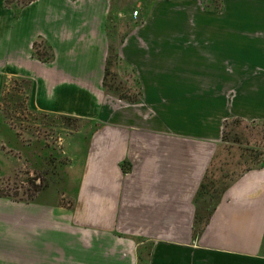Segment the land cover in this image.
<instances>
[{
  "label": "crops",
  "instance_id": "crops-1",
  "mask_svg": "<svg viewBox=\"0 0 264 264\" xmlns=\"http://www.w3.org/2000/svg\"><path fill=\"white\" fill-rule=\"evenodd\" d=\"M221 1L218 13L199 0L151 3L118 51L142 88L131 104L103 93L110 0H34L17 18L0 0V88L8 73L30 78L34 112L100 125L71 206L0 198V264H264V167L237 179L192 238L224 121L264 120V0ZM38 37L53 62L32 58Z\"/></svg>",
  "mask_w": 264,
  "mask_h": 264
},
{
  "label": "rangeland",
  "instance_id": "rangeland-1",
  "mask_svg": "<svg viewBox=\"0 0 264 264\" xmlns=\"http://www.w3.org/2000/svg\"><path fill=\"white\" fill-rule=\"evenodd\" d=\"M38 1L40 3L38 7L41 8L49 2V0ZM153 1L157 2L160 0H110L109 13L106 20V33L108 42L118 47V51L126 37L144 22L146 19L144 13ZM199 2L204 10H206L204 5L208 6V9H212L218 7V3L220 4L219 10L209 12L218 13L223 7L221 0L214 1L213 5L204 0H199ZM10 7H15V2ZM12 8L9 9L12 10L14 15V9ZM5 15L4 10L0 7V17H5ZM26 38L23 39V42H25ZM44 40L50 45L46 39ZM50 47L55 58L54 47L52 45ZM60 48L58 46L57 59L59 63L65 59V53ZM41 49L42 47L39 50L42 51L43 49ZM23 56L27 57V48L25 46L22 47ZM118 58L120 61L112 67V71L115 74L113 82L117 85H124L121 87L130 88L131 90L126 95L129 97L135 96L137 93L135 77L139 82L136 73L134 69L120 58L119 53ZM19 69L27 74L37 73L34 70L33 63L31 64L30 62L24 61ZM12 77L23 76L13 75L12 73L5 74L2 79V85ZM139 88L141 100L142 88L140 82ZM105 96L108 97V95L104 94ZM109 97L116 99L113 96ZM27 108L24 111L20 109L11 110L9 119L4 121L0 127V192L9 195L15 201L44 200L49 198L60 201L63 205L69 207L75 193L76 179L80 174L82 160L90 136L100 125L81 119L73 123L71 128H67L62 125L60 120L55 118L56 115L34 112L30 108L29 103ZM256 122L255 131L252 138H250L251 145H242L241 148L247 147L251 149L253 148L252 145H258L259 149L263 151L258 161H264V126L261 124L264 123V120ZM236 130L240 133L241 127ZM261 130H263L262 133H260ZM216 152L218 157L215 159L214 167L221 169L217 172V175L225 174L228 170L241 172L250 165V163L244 165L246 158H243L241 159L242 165L237 166V163L240 162L242 151L236 145L233 147L228 144L224 145L219 150L217 148ZM232 176L234 178L236 173ZM32 180H35V185H39L37 191L30 184Z\"/></svg>",
  "mask_w": 264,
  "mask_h": 264
},
{
  "label": "trees",
  "instance_id": "trees-1",
  "mask_svg": "<svg viewBox=\"0 0 264 264\" xmlns=\"http://www.w3.org/2000/svg\"><path fill=\"white\" fill-rule=\"evenodd\" d=\"M33 1L34 0H23L20 2L19 0H5L4 4L8 8H12L10 6L15 2V7H13L12 9H14V17L17 18L20 10L31 4ZM204 1H207L208 3H210V5H213L214 1L219 0ZM220 7L221 6L219 3L218 7L212 9H208L209 7L204 5L206 11H217L220 9ZM41 47L43 49H41L42 51L39 50ZM117 48L118 47H115L110 42H108L107 56L105 60L102 79V88L104 94L108 96H113L122 102L137 103L140 101L141 91L139 88V82L137 81L136 77L135 86L137 88V93L135 94V96L132 97L126 95L127 92L131 90L130 88L121 87L124 85H117L115 84V82H113L115 74L112 71V67L120 61L118 58ZM32 58L42 63H50L54 60V53L52 52V48L41 37H38L37 40L34 41L32 44ZM31 90L32 80L29 78L12 77L9 81H5L3 83L2 88L0 90V127L2 126V123L4 121L9 119L11 110L20 109L24 111L25 109H28L27 104L29 103ZM55 118L60 120L62 125L67 128H71L73 123H76L81 120L79 118L67 115H56ZM256 124V121L245 122L238 118L224 121L221 144L220 146H218V150L220 147H223L224 145L226 146L227 144L231 147L236 145L238 149L242 151L240 155V162L237 163V166L242 165L241 159L243 158H246V160L244 161V165L247 163H250V165L249 167H245L246 169L241 172L228 170L225 172V174L217 175V172L221 169L218 167H214L215 159L218 157V153L216 152L214 154L212 161L208 166L193 198V205L195 206V215L192 228V238L194 242H197L199 237L202 235L211 215L213 214L226 190L246 172L261 169L264 167V161H258L259 156L263 154V151L259 149L260 147L258 145H252L253 148L251 149L247 147H245L244 149L241 148L242 145H251L250 138H252L253 136ZM261 124L264 126V123ZM239 127H241L240 133L236 130ZM262 132L263 130L260 131V133ZM120 168L123 173H128L130 170L129 163H121ZM235 173L236 176L232 178V175ZM37 179L39 180V178ZM35 180L30 181V184L35 188V191H37L39 189V185L34 184ZM0 198L12 199L9 195L4 194L2 192H0Z\"/></svg>",
  "mask_w": 264,
  "mask_h": 264
}]
</instances>
